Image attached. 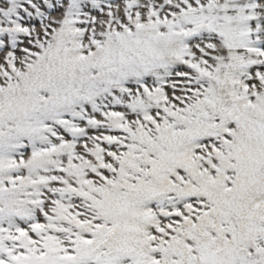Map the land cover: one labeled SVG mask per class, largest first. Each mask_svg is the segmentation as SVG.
I'll use <instances>...</instances> for the list:
<instances>
[{"label": "snow or ice", "instance_id": "obj_1", "mask_svg": "<svg viewBox=\"0 0 264 264\" xmlns=\"http://www.w3.org/2000/svg\"><path fill=\"white\" fill-rule=\"evenodd\" d=\"M0 264H264V0H0Z\"/></svg>", "mask_w": 264, "mask_h": 264}]
</instances>
